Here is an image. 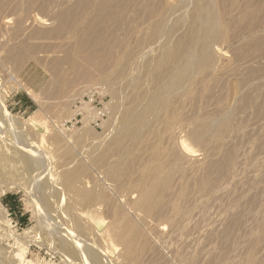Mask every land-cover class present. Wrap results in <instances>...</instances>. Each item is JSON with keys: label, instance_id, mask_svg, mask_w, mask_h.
Wrapping results in <instances>:
<instances>
[{"label": "bare ground", "instance_id": "6f19581e", "mask_svg": "<svg viewBox=\"0 0 264 264\" xmlns=\"http://www.w3.org/2000/svg\"><path fill=\"white\" fill-rule=\"evenodd\" d=\"M36 1H23L19 22L22 23L24 11ZM65 1L58 4L56 0H43L42 6L49 11L48 8H53L51 4L55 6L57 3L60 6ZM133 2L137 4L131 9ZM230 3L234 5L236 0H230ZM64 5L60 7L63 9L49 11L53 12V17L49 20L47 17V23L57 25L51 30H39L40 35L57 34L70 26H76L80 19L87 20L85 32L80 37V46L85 47L98 40L110 21L118 20V15L126 9V12L134 10L132 16L136 15L133 20L135 24L137 18L139 24L141 18L146 24L143 21L144 28L137 26L131 29L132 18L129 21L123 14L126 21L122 17L120 20L128 28L122 27L126 34L128 31L137 34V41L134 39L136 45L131 42V45L128 44L130 40L125 41L127 43L124 42L125 46L122 45L120 52L109 53L100 60L103 78L117 97V104L111 106L112 134L107 144L101 148L99 156L94 159L100 168L96 175H86L82 166L62 174L66 189L75 196L69 203L70 210L76 211H73L75 231L66 232L72 242L69 244L60 239L62 246L65 249L66 246H71L75 252L84 250L87 253L83 249L86 227L82 221V213L94 212L102 207V212L99 211L103 215L102 221L107 224L108 236L112 243L121 246V255L127 261L168 264L171 262L170 258L167 257V262L164 257L166 254L161 252L160 246L163 245L164 248L166 244L180 241L184 246L181 245L183 249L176 254L182 263L234 264V259L239 257L237 251L240 245L243 246L242 243L247 241L250 246L249 249L245 247L247 254L241 264H264V255H258V247L264 244V134H257V129L254 134L248 129L250 114L247 118L241 117V113L251 104V97L261 93V87L256 86L253 90L244 92L251 81L241 80L235 92L234 99L237 103L231 105L226 102L225 97H217L219 86H214V81H208L209 77L216 78L220 72L237 71V64L241 60L233 62L248 51L255 54L253 56L260 57V52L264 50V0H258L253 7L249 5L242 10L241 17L248 25L242 33L232 37L228 36L226 25L221 19L220 0H76L71 7L66 4L68 8H65ZM188 6L191 11L186 13L183 10ZM180 8L182 15V11L178 10ZM175 10H178L180 17L171 13L168 18V12ZM27 12L25 13L30 11ZM172 14L177 19L172 20ZM24 18L26 21V17ZM32 18L30 20L33 22L46 23L45 18L41 20L40 14L39 17L36 15ZM180 32L182 33L177 34ZM227 37L231 39L230 44L239 42L233 46V59L236 60L224 57L225 60L219 64L222 56L217 57L219 51H215L214 45ZM92 55L94 53L91 57ZM243 67L246 68L245 65ZM252 68L254 67H251V71ZM256 70V66L255 72L262 71V68ZM87 75L81 77V80L88 82ZM255 75L256 78L263 76L262 73ZM68 83L65 82V85L68 86ZM72 91L64 89L62 92L71 94ZM127 91L134 92L131 99L125 96ZM257 104V109L264 108V100ZM4 117L13 132L21 134L22 122L20 124L8 111L4 112ZM116 121L123 126L117 128ZM24 125L26 122H23L22 126ZM22 137L16 136L14 152L19 154L16 159L26 164L38 163L39 150L31 146L27 138ZM124 138L128 142L123 144ZM251 139V146H255L256 151H261L262 154L258 156L259 152L256 154L254 151L256 155L250 154L248 161L243 163L239 158L249 148L244 149L240 157L238 149L242 142H249ZM140 146L143 147V152L137 156L135 149ZM141 157V169L139 167L134 173L135 159ZM250 164L252 168H256L255 177L249 175L252 178L250 181L240 185L237 191H231L233 197L229 202H221H228L222 206L226 217L224 221L220 216V223L224 221L223 225L220 227L216 223L211 229L204 228L207 221L205 215L211 207V201L217 200V197L220 199L222 189L226 191L230 182L238 180L240 173ZM227 178L230 180L228 183ZM227 194L226 197H229ZM243 196L245 200L242 202L240 198ZM213 208L209 214H213ZM163 226H167L169 231L163 232ZM95 230L93 227L89 229L94 231L92 234L96 239L98 232ZM107 233L104 232L106 235ZM66 235L63 234L61 238ZM151 236H155L159 246ZM90 243L93 253L107 262L108 249H101L94 241ZM104 247L106 248L105 245ZM204 258L208 259L207 262ZM67 259L70 260L69 257Z\"/></svg>", "mask_w": 264, "mask_h": 264}, {"label": "rangeland", "instance_id": "374dc122", "mask_svg": "<svg viewBox=\"0 0 264 264\" xmlns=\"http://www.w3.org/2000/svg\"><path fill=\"white\" fill-rule=\"evenodd\" d=\"M23 1L24 0H0V264H147V261L133 263L123 258L124 256L121 255V246L112 243L108 236L107 224L102 221V207H99L97 211L94 212L85 211L82 213V221L87 228H85L84 231L85 242L82 241L85 246L84 248L82 246V248L90 253H86L84 250L75 252L71 246H66L67 249H65L61 242V240L64 239L70 244L72 241L70 237L66 235V232L75 231L74 210H70L71 207L69 205V203H71L70 201H72L71 198L74 199L75 196L66 189L62 180V174L65 171H73L80 166L84 167L86 175H91V173H93L92 175H96V171L100 170L94 159L99 156L101 148L107 144L112 134L111 114L113 113V107L111 108V106L117 104V97L111 91V86L105 82L103 78V69L100 68L99 64L100 60L107 54L120 52L122 50L121 48L127 43L125 41L130 40L128 44L131 42L136 45L135 41H137V34L134 35L132 31L128 30V33H125L127 25L126 27L123 25L125 23H123L122 20L125 19L122 16L124 14L125 18H129V21H131L130 19L132 18V22L130 23V26H132L131 29L137 26H144V20L142 18L140 24L138 23V18L136 19V24L133 21L136 15L133 14L132 16L134 10L131 9L137 3L135 4V2H133L131 9L128 8V12H126L127 9L123 10L124 13L123 11H121V13L119 12L122 15L120 17V14L118 15V20L110 21V24L105 27L98 40L89 43L85 47H81L80 37L85 32L87 20L83 21L80 19L79 24L76 26H70L63 32L57 34L47 33V35H40L41 33H38L40 32L39 30H51L52 27L56 26L57 23L49 24V21V23H47L46 18L48 17L47 19L49 20L50 17H53L52 13L55 12L57 8V10H59L64 4H67L68 7L70 5L73 6L76 0H66L67 3L63 0L65 3L60 4V6L58 4L59 2L61 3L62 0H56L58 4L54 2L55 6L51 4L53 8H48L49 11H53L54 9L51 13L42 6L43 0H37L35 4H32V6L30 5V10L28 8L30 12L28 10L24 11L25 15L23 14L21 23L19 19L22 13V6L24 5ZM116 1L118 2V0ZM257 2L258 0H236V3L231 5L230 0H220V11L223 17H221V19L226 25L225 31L228 32L229 37L240 34L246 29L248 22L241 17V12L246 6L251 5V7H253ZM68 7L65 6V8ZM190 8L191 7L188 6L183 11L186 10L187 12H185L188 13L191 11ZM178 10L179 12L182 11L181 8ZM178 10H175L176 12H168V14H170H167L168 18H170L171 13H174L176 17H180ZM39 14L41 20L45 18L47 24L33 22L34 19L32 17L36 15L39 17ZM29 15L33 16L31 17ZM174 15L172 14V20L176 18ZM24 17H26V21ZM121 17L122 20H120ZM30 18L33 20H30ZM94 19L95 17L90 21ZM144 23L146 24L145 21ZM133 25L135 26L133 27ZM181 33L182 32L177 34ZM128 34L130 38L127 37ZM229 37H227V39H221V41H218L214 45L215 51H219H216L218 53L217 57L219 56L220 58L222 56V61L219 59L221 61H219V64H222L225 58L229 60L231 57L230 59H233L234 47L239 43L235 41L234 45L230 44L231 39ZM93 53L94 55L91 57ZM261 53H264V50L260 52V57L257 58V56H253L255 54L248 51L244 55L242 54V57L240 56L237 58V60L234 58L236 62H233V64L241 60V62H238L240 65L237 64V71L231 70L226 73L223 71L222 73H218L216 78H208L209 82L214 81V86H219L217 97H225L226 102L228 101L231 105L237 103V100L234 99L236 97L235 92L241 80L245 79L251 81L248 84L249 87L247 86L244 92L253 90L256 86L261 87V93L258 95L256 93L254 95L255 98L252 96L251 104H249L245 112L241 113V117L243 118L249 114L251 115L248 129H251L253 133L256 132L257 129V134L258 132L259 134H264V115L262 116V114H264V108L261 107L263 108L262 110L261 108L257 109L259 108L257 103L260 104L262 100H264V94L262 95V93H264V55ZM252 56L255 59H252ZM244 65L246 68L243 67ZM256 66L257 70L262 68V71L259 72L256 70L257 72H255ZM251 67H254L252 68L253 72L251 71ZM238 70H241L240 73H237ZM259 73H262L263 76L260 78L254 77L256 76L255 74ZM85 74H88V82L81 80V77ZM65 82H69L68 86L65 85ZM64 89L73 90V94L62 92ZM91 93L93 95H91ZM126 94L125 96L127 99H129V97L131 99L134 92L127 91ZM80 97L84 98L86 102H91L93 100L95 106L97 104L102 106V104L105 105V103L108 105L109 114L104 117L105 121L104 119L100 121L101 126L95 127L93 123L86 121L83 111L77 113L76 106ZM6 111L11 113L15 119L17 118L16 120L19 121L20 124L21 122L22 124L26 122L24 126L21 124V127H23V131H21L22 135H17L18 132H13L11 126H9V123L4 117V112ZM81 112L84 114H80ZM122 126L121 123L116 121L117 128ZM257 134L255 136L253 135L254 137L252 138H255ZM16 136H24L22 138H27L31 146L39 150L40 161L38 163L26 164L16 159L19 157V154H17V156L14 152V146L17 141ZM251 141L252 139L249 142L244 141L239 146L238 157H240L244 149L249 148L248 150H244L239 158L243 163L248 161L250 154H252L251 156H255L258 152V156L262 154L261 151H256L255 146H251L253 145ZM126 142H128V139L124 138L122 143L124 144ZM196 145L200 147L198 144ZM142 152V146L135 149V154L137 156H140ZM11 154L15 156V158L11 156ZM199 157H201V155ZM142 158L143 157L135 159L136 163L133 168L134 173L139 170V167L141 169L140 164ZM112 159L114 160L115 158L113 157ZM249 166L251 167V164L247 165L245 170L243 169L237 178L238 180H236L237 182L233 180L235 182L231 183V181L226 191L222 189L223 191L219 196L220 199L217 197V200L214 201L213 199L211 201V207L205 215L207 221L204 228L211 229L213 226H216V223L217 225L219 224L220 227L223 225L222 223H224V218L226 217L224 216L225 211L222 206H225V204L232 199L233 192L237 191L246 181H250L252 176L255 177L256 168L251 167L252 169L248 171V169H250ZM28 168L31 169V171H29ZM249 175L251 179L248 177ZM45 178H48V180ZM226 180L227 183L230 181L228 178ZM235 183L236 186H234ZM231 191L233 192L231 193ZM228 192H230L232 196L230 194L228 195ZM226 194L229 197H226ZM8 200H12L17 204V209L19 211H17V215L10 209V206L7 204ZM224 200L228 202L225 201L221 203ZM240 200L243 202L245 196L240 198ZM215 202L217 206H215ZM213 206L215 207L213 208ZM212 208L215 212L212 211L213 214H209ZM220 216H222V220H224L221 221V223ZM92 227L93 230L96 229L95 231L98 232L96 236L98 241L93 237L92 233L94 231H89ZM168 231V227L163 226V232ZM104 232L107 233V235L104 234ZM63 234L66 236L61 238ZM151 237L154 243L159 246L155 236ZM197 237L198 236H196V238ZM90 240L94 241L101 249L109 250H107V262L96 253H93ZM175 242L176 247L174 245ZM175 242L169 243L171 248L168 244H166L168 247H166V245H164V248L163 245L160 246L161 252L164 253V255L166 254L164 256L166 259L167 257L170 258L168 259L171 262L168 264H186L185 262L182 263L179 261L176 254L178 250L180 251L181 248L183 249V247H181V245L184 246L183 242ZM244 243H242L243 246L240 245L242 250L239 248L240 250L238 249L237 251L239 257L234 259V264H241L244 255L247 254H245L244 250L245 247L249 249L248 246H250V244L247 241L245 244ZM263 245L264 244L258 247L260 250H258V255H264ZM247 249L246 252L248 251ZM72 251L73 254H70ZM16 254L18 256H15ZM68 257L70 260L67 259ZM146 259H148V257ZM207 260L208 259L204 258V261L207 262Z\"/></svg>", "mask_w": 264, "mask_h": 264}, {"label": "built area", "instance_id": "2783aa9c", "mask_svg": "<svg viewBox=\"0 0 264 264\" xmlns=\"http://www.w3.org/2000/svg\"><path fill=\"white\" fill-rule=\"evenodd\" d=\"M91 91V90H90ZM91 95H93L91 93ZM77 113L79 111H83L85 113L84 119L86 121H90L93 123L95 127L101 126V122L104 117L108 116L109 114V108L107 107L106 103L105 105L102 104V106H99L97 104L96 106L93 104V100L91 102H86L84 98L80 97L79 100L77 101ZM80 113V114H84Z\"/></svg>", "mask_w": 264, "mask_h": 264}, {"label": "crops", "instance_id": "0c3cea01", "mask_svg": "<svg viewBox=\"0 0 264 264\" xmlns=\"http://www.w3.org/2000/svg\"><path fill=\"white\" fill-rule=\"evenodd\" d=\"M7 204L10 206V209H12L15 214L17 213L18 209H17V204L14 203L12 200H8ZM19 212V211H18ZM17 215V214H16Z\"/></svg>", "mask_w": 264, "mask_h": 264}]
</instances>
